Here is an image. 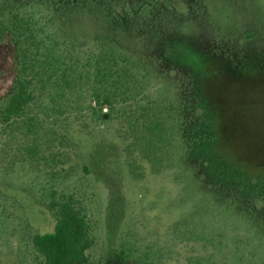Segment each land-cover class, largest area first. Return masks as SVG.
Returning a JSON list of instances; mask_svg holds the SVG:
<instances>
[{"label": "rangeland", "instance_id": "374dc122", "mask_svg": "<svg viewBox=\"0 0 264 264\" xmlns=\"http://www.w3.org/2000/svg\"><path fill=\"white\" fill-rule=\"evenodd\" d=\"M160 1V14L150 19L136 13L143 0L66 5L93 8L95 34H108L136 56L171 67L169 76L182 73L192 81L201 113L186 119L180 134L192 151L189 175L179 183L174 171L141 168L125 149L118 123L99 111L84 105L54 112L35 134L47 154L37 168L22 161L9 166L20 158L10 140L21 132L10 134L11 147L0 155V264H27L26 233L49 231L57 219L30 188L41 179L74 191L87 206L95 240L89 264H134L116 259L121 238L139 252L146 243L158 245L164 264H245L237 248L264 264V0H166L173 12ZM15 73L11 35L1 30L0 104L12 92ZM221 203L233 207L222 210L218 224ZM189 217L219 226L223 249L172 240V228ZM237 221L257 228L259 240L244 243Z\"/></svg>", "mask_w": 264, "mask_h": 264}, {"label": "trees", "instance_id": "16d2710c", "mask_svg": "<svg viewBox=\"0 0 264 264\" xmlns=\"http://www.w3.org/2000/svg\"><path fill=\"white\" fill-rule=\"evenodd\" d=\"M159 1L143 0L136 13L141 19L156 18ZM162 4L173 12L172 4L166 0ZM92 14L93 8L81 11L67 6L66 0H0V31L11 35L16 56L13 89L0 104V155L11 147L6 141L10 134L21 132L10 140L20 158L8 162L9 166L22 161L37 168L47 159L46 148L35 135L44 126L41 119L86 105L99 111L102 119L118 123L127 140L125 149L141 161V168L147 165L156 174L174 171V179L182 183L189 175L192 151L180 134L186 119L193 122L201 113L192 81L182 73L169 76L174 73L171 67L163 69L151 56H136L108 34H95ZM152 21L156 24V19ZM29 185L38 200L57 213V219L49 231L26 233L27 264H89L87 251L95 240L87 206L74 191L50 180H33ZM230 207L228 203L216 206L218 224L222 210ZM199 220L189 217L176 224L172 240L202 241L223 249L222 229ZM237 222L244 243L259 240L257 228ZM159 251L158 245L146 243L139 252L135 243L121 238L115 257L121 263L164 264ZM237 251L241 262L256 263L254 258H244V250Z\"/></svg>", "mask_w": 264, "mask_h": 264}]
</instances>
